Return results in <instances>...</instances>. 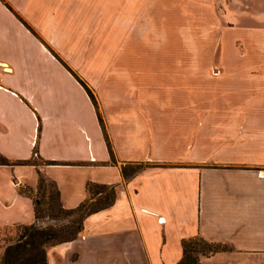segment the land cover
<instances>
[{"label": "crops", "instance_id": "obj_1", "mask_svg": "<svg viewBox=\"0 0 264 264\" xmlns=\"http://www.w3.org/2000/svg\"><path fill=\"white\" fill-rule=\"evenodd\" d=\"M163 2L0 0V153L57 160L39 167L68 208L90 180L117 184L76 238L47 247L48 264H177L195 235L227 245L203 264H264V117L199 114L197 97L167 95L174 83L147 44L161 38L152 6ZM200 53L176 70H198ZM141 161L126 179L122 165ZM38 180L35 164L0 163V229L36 220L22 185Z\"/></svg>", "mask_w": 264, "mask_h": 264}, {"label": "rangeland", "instance_id": "obj_2", "mask_svg": "<svg viewBox=\"0 0 264 264\" xmlns=\"http://www.w3.org/2000/svg\"><path fill=\"white\" fill-rule=\"evenodd\" d=\"M163 1H166L165 7L160 4L152 6L156 15L152 27L163 28L161 38H156L153 32L147 44L151 50L156 48L160 52L151 54L150 63L165 67L168 82L174 83L167 89V95L197 97L199 114L241 111L264 117V0L209 1L208 4L213 5L210 6L209 19H206L202 9L197 19L196 33L194 31L195 36H199L197 39L190 38L193 33L190 31L194 30L191 22L196 18L190 14L198 6L205 7L207 1ZM172 19H177L178 26L181 25L179 32L165 28V34L164 26L174 23ZM207 35L208 39L205 38ZM197 49L203 54L198 56V70H176L183 65L182 61L191 60ZM205 65L211 66V72ZM37 159L42 162L40 158ZM36 193L41 196L42 190ZM52 218L55 217L45 212L42 224H49ZM77 218L79 216L76 214L60 215L56 226L65 228L69 233L77 228V222L72 221ZM17 231L18 225L0 229L2 252Z\"/></svg>", "mask_w": 264, "mask_h": 264}, {"label": "trees", "instance_id": "obj_3", "mask_svg": "<svg viewBox=\"0 0 264 264\" xmlns=\"http://www.w3.org/2000/svg\"><path fill=\"white\" fill-rule=\"evenodd\" d=\"M94 102L96 98L92 90L82 80ZM37 158L42 160L39 161ZM0 163L5 164H35L38 168V186L22 185V192L33 197L35 204L36 220L29 224H18L17 235L12 238L2 252L0 264H48L47 247L52 244L74 239L78 236L83 227L85 217L113 203L117 196L116 183H104L97 181L87 182L88 197L75 207H65L61 200L60 189L55 179L47 175L39 167L40 164L58 163L54 159H45L35 149L34 154L28 159L12 160L0 153ZM147 166L146 162L126 163L122 165V173L126 179ZM42 190L39 196L36 192ZM99 195V197H97ZM48 212L52 222L47 225L42 224V217ZM76 214L77 228L69 233L65 228H58L57 217L60 215ZM183 257L177 264H203L202 255L210 254L214 251L224 249L226 244L210 241L202 235L186 237L182 240Z\"/></svg>", "mask_w": 264, "mask_h": 264}]
</instances>
